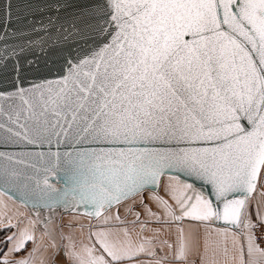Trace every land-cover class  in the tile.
<instances>
[{"label":"snow or ice","instance_id":"1","mask_svg":"<svg viewBox=\"0 0 264 264\" xmlns=\"http://www.w3.org/2000/svg\"><path fill=\"white\" fill-rule=\"evenodd\" d=\"M0 144L20 149L0 184L36 213L0 219V264H36L38 223L39 264L61 247L69 264H264V0H7ZM57 207L102 224L61 246L39 211Z\"/></svg>","mask_w":264,"mask_h":264},{"label":"crops","instance_id":"2","mask_svg":"<svg viewBox=\"0 0 264 264\" xmlns=\"http://www.w3.org/2000/svg\"><path fill=\"white\" fill-rule=\"evenodd\" d=\"M145 195H148V193H145ZM254 201H258L261 199H264V191H262L260 188L256 189L255 193L253 194ZM3 206L4 209L1 208ZM116 212V208L112 209L111 215H114ZM120 213L121 217H124V206H120ZM109 213H106L105 215H108ZM49 216L52 217V224L51 228L53 229V235L56 238V242L59 245H63L66 243V241H62L60 239L61 231L64 233V235H71L72 238L77 242H88V234L90 227L92 230H95L97 227L101 226L103 217L101 218H94L92 220H88L87 218L75 214L71 215H64L62 213L60 214H50L47 212H40V219L44 220L47 219ZM8 218H11V221L13 224L19 225V227L23 228L24 226L28 225L29 220L36 219V213L35 211L28 210L22 205L17 204L16 202L12 201L11 199L5 197L4 195L0 194V219H3L5 222H7ZM129 220L132 219L131 216L127 217ZM71 225V227H69ZM190 225L188 222L185 223L184 227L188 228ZM194 227H198L200 235L203 237L204 234V226L203 225H192ZM17 229L14 228L13 231H16ZM44 229L42 224H37L35 228V235L37 237L38 242L41 243L42 247L39 253H37V261L36 264H39V257L43 255L44 259L47 261L48 258L52 255L53 249L50 247L51 241L49 237L44 236L41 239L42 233ZM170 240L175 241L176 239V226L173 225L171 228V234H170ZM48 245V247L45 249L43 246ZM33 247L32 243L29 242L27 245L28 250L30 251ZM6 251V249H5ZM27 252H21L18 254H15L16 259L22 258L23 256H26ZM196 262L199 264V258L196 257ZM57 262L58 264H69V262L63 258V249L61 247L60 253L57 256Z\"/></svg>","mask_w":264,"mask_h":264},{"label":"water","instance_id":"3","mask_svg":"<svg viewBox=\"0 0 264 264\" xmlns=\"http://www.w3.org/2000/svg\"><path fill=\"white\" fill-rule=\"evenodd\" d=\"M6 3H7V0H0V10H2L5 7ZM19 150L20 149L18 147H15V146H5V145L0 144V152H15V151H19ZM25 150H27V151H42V150L43 151H47V147L45 146L44 148L41 149V148H37V147H34V146H28ZM51 182L53 184H55V186L57 188H61L62 187V184L56 183L55 178H52ZM0 194H2L5 197L11 199L12 201L16 202L17 204L22 205L26 209L34 211L32 209V207H31V204L25 205L24 203L21 202V200H20L21 193L17 192L16 189H12L11 190V194H6L4 185L0 184ZM39 211L40 212H47V213H50V214H60V213H62L65 216L66 215H71V214H76V215L83 216V217L87 218L89 221L95 218V217L87 215L83 211V209H81L80 211H72L70 209L66 210L63 207H57L54 211H49L48 209H43V208L40 209Z\"/></svg>","mask_w":264,"mask_h":264},{"label":"rangeland","instance_id":"4","mask_svg":"<svg viewBox=\"0 0 264 264\" xmlns=\"http://www.w3.org/2000/svg\"><path fill=\"white\" fill-rule=\"evenodd\" d=\"M258 189H259V187H258ZM1 208L4 209L3 206H1ZM13 229H11V231H13ZM8 234H11V233L9 232ZM4 235H5L4 231L2 229H0V239L1 240H2ZM2 247H3L2 244H0V248H2Z\"/></svg>","mask_w":264,"mask_h":264},{"label":"trees","instance_id":"5","mask_svg":"<svg viewBox=\"0 0 264 264\" xmlns=\"http://www.w3.org/2000/svg\"><path fill=\"white\" fill-rule=\"evenodd\" d=\"M0 240H1V239H0ZM2 246H3V245H2ZM5 249H6V248H5ZM5 249H4V250H5Z\"/></svg>","mask_w":264,"mask_h":264},{"label":"flooded vegetation","instance_id":"6","mask_svg":"<svg viewBox=\"0 0 264 264\" xmlns=\"http://www.w3.org/2000/svg\"><path fill=\"white\" fill-rule=\"evenodd\" d=\"M76 215V214H75Z\"/></svg>","mask_w":264,"mask_h":264}]
</instances>
